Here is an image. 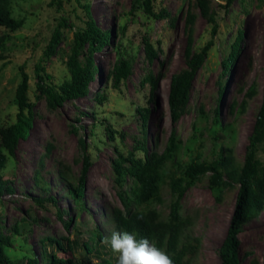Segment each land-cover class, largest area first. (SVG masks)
Listing matches in <instances>:
<instances>
[{"label": "rangeland", "instance_id": "obj_1", "mask_svg": "<svg viewBox=\"0 0 264 264\" xmlns=\"http://www.w3.org/2000/svg\"><path fill=\"white\" fill-rule=\"evenodd\" d=\"M139 2L131 7L132 0H60L56 8L49 0L11 1V16L20 19L21 25L14 31L0 27V34L4 35L0 49V127L15 119L14 91L20 80V66L28 76L26 97L33 103L34 111L29 132L17 141L13 154L3 150L6 160L0 169L1 178L13 189L3 190L0 195V231L10 242L3 247V253L13 264H31L29 260L49 264L50 253L55 258L70 260L71 264H81L83 258L93 264H111L112 258L99 249L103 242L92 231L97 229L104 241L114 231L110 211L115 207L124 210L112 160L128 151L141 157L143 152L136 148L135 141L142 139L146 151H161L170 128L182 144L181 157L187 158L190 153L205 155L210 147L209 135L201 130L195 136L197 139L192 137L191 123L197 116H206L207 126L216 108L221 124L234 125L227 151L233 177L217 201L207 187V175L199 178L184 191L180 214L191 219L190 231L199 241L190 264H218L217 248L238 186L235 174L264 94V0H232L226 7L224 0H205L207 12L216 22L215 33L190 82L185 109L173 124L168 117L167 85L169 76L184 67L186 13L193 16L187 26L194 51L210 39V24L201 15L196 0H151L152 11L162 13V17L145 13ZM83 4L89 6L98 28L109 31L108 42L92 55L96 69L87 94L50 108L34 87L33 65L41 60L44 72L50 76L46 82L52 86L68 79L65 61L73 31L84 27ZM60 18L65 22L59 28L60 40L52 55L42 57ZM238 32H241L239 51L229 72L223 75L220 62L229 53ZM143 39L157 49V57L151 63L145 58ZM84 57L83 53L79 56L80 60ZM119 58L129 62L130 73L114 85L111 69ZM148 72L153 76L159 74L152 96L148 82H141ZM223 83L219 98L218 86ZM145 110L147 118L141 125ZM221 133L220 139L225 138V130ZM84 156L89 165L83 195L73 199L67 192L68 184L75 185ZM35 173L49 184L48 190L38 188ZM167 201L168 194L164 191L163 201L156 205L163 217ZM69 217L71 221L66 227ZM55 239L63 249L55 248L52 242ZM238 240L240 264H260L264 249V205L244 223Z\"/></svg>", "mask_w": 264, "mask_h": 264}, {"label": "trees", "instance_id": "obj_2", "mask_svg": "<svg viewBox=\"0 0 264 264\" xmlns=\"http://www.w3.org/2000/svg\"><path fill=\"white\" fill-rule=\"evenodd\" d=\"M11 1L0 0V27L8 31H14L21 25L20 19L11 16ZM139 0H132L131 7H136ZM224 7L232 0H224ZM60 6V0H49ZM145 13L152 17H162V13H154L151 9V0H140ZM200 13L210 24L208 39L197 51L191 49V34L189 25L192 21V14L187 12L186 21V42L183 48L184 67L172 73L168 79L166 103L168 117L173 124L179 118L180 113L185 109L188 99V91L192 77L202 62L207 48L211 45V37L215 33L216 22L211 13L207 12L205 0H196ZM85 15L84 27L72 33V44L66 57L65 66L69 77L59 85L52 86L46 81L50 78L44 72L41 60L33 65L34 87L38 95H42L50 108L60 106L64 101L82 97L88 92V84L95 74V66L92 62V55L100 51L108 42L109 31L101 30L91 18L89 6L82 5ZM65 25L60 18L50 34L42 57H49L60 40L59 28ZM241 32L231 44L227 56L221 60V74L226 75L239 51ZM145 58L148 63L157 57V49L143 39ZM4 35L0 34V49L3 47ZM84 54V59L79 56ZM1 58V54H0ZM20 80L14 91L16 113L13 123L0 127V169L4 166L6 155H12L17 141L24 139L32 125L34 115L33 103L26 97L28 76L19 67ZM130 73V64L127 60L119 58L111 69L113 84L125 79ZM159 74L153 76L148 72L141 82H148L149 94L157 88ZM218 97L220 98L224 83L219 84ZM250 91L246 93L249 95ZM238 109H236V112ZM148 110L141 115L142 124L147 118ZM202 118V119H201ZM206 116H197L191 123L192 134L196 138L201 130L209 135L210 147L204 154H189L183 158L179 155L182 144L173 128H170L166 137L163 149L159 152L146 151L143 139L135 141L136 148L143 152L141 157L135 156L132 151L126 155L118 154L111 162L114 181L118 186V197L124 210L119 207L113 208L109 213V220L113 224L114 231L135 234L136 239L147 238L150 243L167 253L172 264H190L194 259L199 246V241L190 231L191 219L180 214V199L184 191L192 186L199 178L207 175V187L214 200H218L224 187L228 185L233 177V172L228 168L230 158L227 153L233 139V123L221 124L218 118L217 108L209 124L205 126ZM224 127V128H223ZM225 130L226 137L220 139L222 131ZM196 136V137H195ZM197 139V138H196ZM83 148V145H82ZM4 150V151H3ZM83 167L79 170L75 185L68 184L67 192L73 199L82 198L85 182V173L88 167L87 157H83ZM35 183L41 190H48L49 184L37 173L34 174ZM127 179L129 182L127 183ZM235 181L238 184L224 235L217 248L218 264H240L238 247V234L244 223L252 218L264 205V94L255 112L251 129L246 136L243 159L235 174ZM67 183V182H66ZM126 184L127 188H123ZM12 192V187L7 180L0 175V195L2 191ZM164 191L168 194L167 212L163 217L156 205L164 198ZM52 202L54 199L48 197ZM40 200H43L40 199ZM79 207L83 204L79 202ZM68 218L65 226L70 223ZM0 220V230H1ZM92 233L98 238L99 249L106 252L107 257L112 258L111 264H118V254L112 252L110 245L106 244L99 235L97 229ZM48 239V238H47ZM56 249H63L62 244L52 240ZM9 238L0 231V264H13L3 253V247L9 245ZM106 245V248H105ZM85 249L89 251L87 246ZM97 250V249H96ZM98 251V250H97ZM31 264H35V261ZM49 264H71L70 260L55 258L54 254L48 255ZM30 262H28L29 264ZM81 264H93L83 258ZM260 264H264V249L261 253Z\"/></svg>", "mask_w": 264, "mask_h": 264}, {"label": "clouds", "instance_id": "obj_3", "mask_svg": "<svg viewBox=\"0 0 264 264\" xmlns=\"http://www.w3.org/2000/svg\"><path fill=\"white\" fill-rule=\"evenodd\" d=\"M113 253L118 254V264H172L167 253L150 243L147 238L136 239L127 231H113L106 237Z\"/></svg>", "mask_w": 264, "mask_h": 264}]
</instances>
